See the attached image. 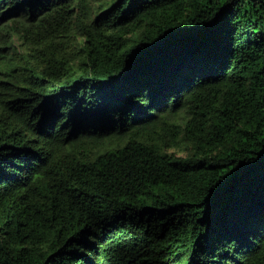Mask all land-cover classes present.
Listing matches in <instances>:
<instances>
[{
  "label": "trees",
  "instance_id": "1",
  "mask_svg": "<svg viewBox=\"0 0 264 264\" xmlns=\"http://www.w3.org/2000/svg\"><path fill=\"white\" fill-rule=\"evenodd\" d=\"M0 264H264V0H0Z\"/></svg>",
  "mask_w": 264,
  "mask_h": 264
}]
</instances>
